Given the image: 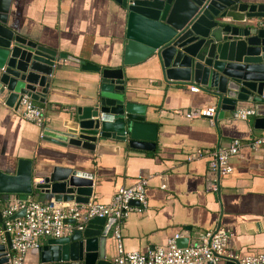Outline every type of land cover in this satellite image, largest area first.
<instances>
[{"label":"crops","instance_id":"obj_1","mask_svg":"<svg viewBox=\"0 0 264 264\" xmlns=\"http://www.w3.org/2000/svg\"><path fill=\"white\" fill-rule=\"evenodd\" d=\"M8 26L60 54L101 68H122L131 100L145 107L146 122L154 126V147L136 151L108 142L92 154L72 149L77 157L67 162L93 174L89 202L106 205L119 188L145 182L146 209L130 211L119 224L125 252L146 253L164 247L175 235L189 239L191 245L203 234L221 228L233 234L229 247L233 254H264V147L253 150L246 145L231 158V173L221 178L217 192L207 189L212 157L198 154L227 148L234 140L246 144L259 136L263 130L255 128L254 116L246 121L234 119L233 113L222 120L187 119L186 112L215 106V100L200 90L191 92V85L166 83L152 60L123 66L126 17L112 0H12ZM61 64L60 80L45 104L35 103L45 110V125L61 124L66 119L65 104H76L77 88L91 86L95 78L72 61ZM39 132L38 126L0 104L1 166L12 170L19 159L33 156L44 166L59 164L61 149L40 141ZM34 200L48 203L43 196ZM15 201L14 197L8 204L0 201L2 215ZM104 219L106 226L111 218ZM116 225L115 221L106 243V259L112 264L118 251L113 239ZM47 240L42 238L40 246ZM35 262L36 257L28 252L24 264Z\"/></svg>","mask_w":264,"mask_h":264},{"label":"water","instance_id":"obj_2","mask_svg":"<svg viewBox=\"0 0 264 264\" xmlns=\"http://www.w3.org/2000/svg\"><path fill=\"white\" fill-rule=\"evenodd\" d=\"M112 1L126 17L123 66L152 60L166 83L196 86L214 99L218 110L214 119L222 120L239 104H247L254 110L255 128L264 130V0ZM11 2L0 0V104L14 111L24 97L45 104L62 61L79 64L81 72L95 78L91 86L77 88L76 104H65L61 124L40 129L39 140L60 148L63 160L48 167L33 156L19 159L12 170L0 164V201L43 196L47 204H87L93 195V174L67 163L77 157L72 149L92 154L111 142L149 150L154 147V126L146 122L145 107L131 100L122 68H101L13 31L8 26ZM24 215L22 210L10 220ZM104 221L95 218L82 230L48 239L31 251L35 264H112L106 259V243L115 220L106 226ZM3 222L0 208L1 228ZM5 236L0 264L12 260L11 237ZM189 245V239L177 240L179 248ZM220 259L223 264H238Z\"/></svg>","mask_w":264,"mask_h":264},{"label":"built area","instance_id":"obj_3","mask_svg":"<svg viewBox=\"0 0 264 264\" xmlns=\"http://www.w3.org/2000/svg\"><path fill=\"white\" fill-rule=\"evenodd\" d=\"M191 92L199 91L196 86L190 87ZM217 107L192 109L186 112L187 119L208 118L213 120L217 116ZM17 114L24 120L33 123L42 129L46 123L45 110L29 98L24 97ZM254 116L250 107L236 109L232 117L236 120L246 121ZM256 150L264 147V130L259 136L244 144L239 140L232 141L227 148L214 151H198V154L210 155L207 189L217 192L221 178L231 173L229 161L236 156L244 146ZM145 182L140 181L130 188H119L113 195L110 203L98 204L88 202L86 205H62L51 203L47 205L36 202L33 198L25 201L17 200L9 204L3 211V228H0V244H6V234L11 237L12 260L10 264H24L25 255L40 246L42 238H61L73 230H82L86 224L95 218H113L116 222L113 239L118 242L117 256L113 264H223L220 258L236 261L238 264H264V254L245 256L240 258L229 251L233 234L225 229L217 228L203 234L199 241L186 248H179L175 235L166 246L152 251L125 252L120 241L119 224L132 210L146 209L147 201L144 191ZM137 202L138 206L131 205ZM24 210L21 218L10 220V217ZM73 220L75 224L66 221Z\"/></svg>","mask_w":264,"mask_h":264},{"label":"trees","instance_id":"obj_4","mask_svg":"<svg viewBox=\"0 0 264 264\" xmlns=\"http://www.w3.org/2000/svg\"><path fill=\"white\" fill-rule=\"evenodd\" d=\"M36 106H39V105L36 104ZM39 107H41V106H39Z\"/></svg>","mask_w":264,"mask_h":264}]
</instances>
